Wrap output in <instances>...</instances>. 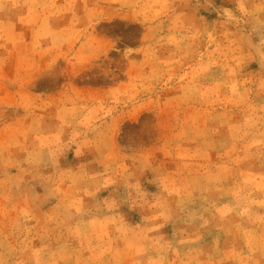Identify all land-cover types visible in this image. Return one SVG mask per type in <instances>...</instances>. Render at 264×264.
<instances>
[{"label":"rangeland","instance_id":"1","mask_svg":"<svg viewBox=\"0 0 264 264\" xmlns=\"http://www.w3.org/2000/svg\"><path fill=\"white\" fill-rule=\"evenodd\" d=\"M0 264H264V0H0Z\"/></svg>","mask_w":264,"mask_h":264}]
</instances>
